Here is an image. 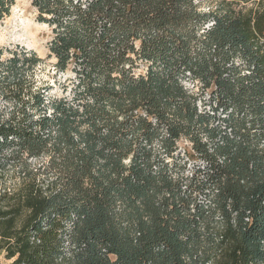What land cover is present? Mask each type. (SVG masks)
Listing matches in <instances>:
<instances>
[{"label":"trees","instance_id":"1","mask_svg":"<svg viewBox=\"0 0 264 264\" xmlns=\"http://www.w3.org/2000/svg\"><path fill=\"white\" fill-rule=\"evenodd\" d=\"M32 6L74 78L0 47V264H264V0Z\"/></svg>","mask_w":264,"mask_h":264},{"label":"rangeland","instance_id":"2","mask_svg":"<svg viewBox=\"0 0 264 264\" xmlns=\"http://www.w3.org/2000/svg\"><path fill=\"white\" fill-rule=\"evenodd\" d=\"M212 5L216 0H205ZM37 13L32 0H15L9 14L0 17V47L6 49L16 46L35 51L42 59L36 69V78L42 86H48L47 96L61 97L66 87L70 93V79L74 78L71 70L60 71L56 67V58L49 57L52 32L48 25L37 21ZM5 54L8 55L7 51ZM180 144L181 155L185 156V145ZM187 158V157H186ZM194 164L189 161V168ZM1 264H11V260L1 256Z\"/></svg>","mask_w":264,"mask_h":264},{"label":"bare ground","instance_id":"3","mask_svg":"<svg viewBox=\"0 0 264 264\" xmlns=\"http://www.w3.org/2000/svg\"><path fill=\"white\" fill-rule=\"evenodd\" d=\"M47 25V24H46Z\"/></svg>","mask_w":264,"mask_h":264}]
</instances>
